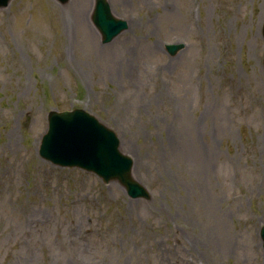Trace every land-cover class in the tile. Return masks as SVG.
<instances>
[{
    "label": "rangeland",
    "instance_id": "rangeland-1",
    "mask_svg": "<svg viewBox=\"0 0 264 264\" xmlns=\"http://www.w3.org/2000/svg\"><path fill=\"white\" fill-rule=\"evenodd\" d=\"M79 1L0 8V264H264V0H108L109 43ZM75 109L149 198L40 157Z\"/></svg>",
    "mask_w": 264,
    "mask_h": 264
},
{
    "label": "water",
    "instance_id": "water-1",
    "mask_svg": "<svg viewBox=\"0 0 264 264\" xmlns=\"http://www.w3.org/2000/svg\"><path fill=\"white\" fill-rule=\"evenodd\" d=\"M56 1L63 5L69 2ZM9 2L0 0V8L8 6ZM92 22L103 43L111 42L128 28L125 20L112 13L108 0H95ZM183 47V44L166 45L171 55ZM39 155L60 167H77L95 173L106 184L118 181L133 199L149 198L147 189L133 178L132 159L121 152L116 133L83 109L49 112L48 130L42 137ZM261 238L264 248V225Z\"/></svg>",
    "mask_w": 264,
    "mask_h": 264
},
{
    "label": "bare ground",
    "instance_id": "bare-ground-1",
    "mask_svg": "<svg viewBox=\"0 0 264 264\" xmlns=\"http://www.w3.org/2000/svg\"><path fill=\"white\" fill-rule=\"evenodd\" d=\"M85 2V0H81V1H79V5L80 4H82V3H84ZM87 43H88V45L92 48V49H96L97 48V42H96V39H95V35L92 33V32H89L88 34H87ZM14 135V134H13Z\"/></svg>",
    "mask_w": 264,
    "mask_h": 264
}]
</instances>
